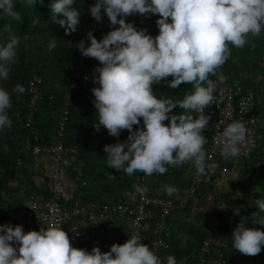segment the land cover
<instances>
[{
    "label": "clouds",
    "instance_id": "obj_1",
    "mask_svg": "<svg viewBox=\"0 0 264 264\" xmlns=\"http://www.w3.org/2000/svg\"><path fill=\"white\" fill-rule=\"evenodd\" d=\"M22 2L33 8L43 0ZM75 3L76 0H50L48 4L53 24L63 29L65 35L75 33L79 25L81 12L74 7ZM88 13L97 23L106 17L112 29L99 41L89 31L75 45L83 57L99 62L92 77L97 86L90 89L96 110L93 127L99 131L102 126L112 137H119L121 130L128 132L124 141L103 147L107 167L129 176L134 172L150 176L166 173V166L177 167L191 161L196 173L205 175L206 169L215 167L206 162L203 149L207 143L203 130L209 120L204 109L214 100V84L209 77L215 75L223 82L218 70L229 58V45L242 48L249 42V35L255 37L264 32V0H93ZM133 14H158V34L152 36L126 22L125 18ZM0 17L20 19L14 0H0ZM39 22L40 17L32 20L33 25ZM56 40L51 37L49 50L55 48ZM19 43L20 37L15 35L0 42V80L8 79L17 60ZM162 81L172 89L182 83L190 84L192 90L182 99L157 96L151 86ZM12 91L22 94L25 89L16 84ZM176 107L183 111L174 114ZM10 108V93L0 87V131L11 127ZM246 131L243 123L236 120L218 133L216 146L223 158L237 156ZM0 147L7 151V145ZM133 188L139 194L148 191L147 187L135 184ZM164 191L171 195L176 189L165 185ZM255 205L264 213V198L256 199ZM253 224L264 227V216H257ZM231 238L233 248L248 256L259 254L264 246V231L241 221L233 228ZM0 264L177 261L173 255L162 261L149 246L141 244L136 234L128 236L123 244H112L107 252H101L97 246L87 251L72 247L68 235L56 223L28 232L20 225L5 223L0 224Z\"/></svg>",
    "mask_w": 264,
    "mask_h": 264
},
{
    "label": "trees",
    "instance_id": "obj_2",
    "mask_svg": "<svg viewBox=\"0 0 264 264\" xmlns=\"http://www.w3.org/2000/svg\"><path fill=\"white\" fill-rule=\"evenodd\" d=\"M49 2L50 0H43L41 4L37 3L30 8L22 0H14L20 19L0 17V42H5L10 35L20 37L16 63L12 66L8 79L0 80V87L10 93L11 108L8 114L12 121L9 129L0 131V145H7V151L0 147V218H3L1 211H8L9 208L13 209L17 205L24 204L31 194H41L45 197L51 195L50 178L44 172L36 175V166L32 170L26 159L31 157L24 151L23 141L32 135H36L43 145L56 139L58 121L66 102L69 103V108L66 109L61 141L64 148L72 150H67L63 155L61 169L69 178L74 179L79 175V182L74 188L71 199L67 201L59 198V204L64 208L69 207L74 200H79L83 204L97 203L110 206L128 204L130 199L137 198L139 194L134 191L133 185L144 187L136 180V177L142 174L141 172H134L132 176H129L122 171L118 172L107 167L103 147L124 141L128 132L121 130L119 137H112L102 126L99 131L94 129L96 110L91 103L94 97L90 89L97 85L92 83V78L89 83H81L85 70L90 71L93 77L94 71L90 68L94 65L90 63V57H83L75 45L79 40L85 39L86 34L92 30H95L94 38L99 41L103 35L112 30L109 28L107 18L103 29H98L101 22L94 21L88 13L93 0H76L74 7L81 12L79 25L75 33L65 35L64 30L53 24L51 20ZM37 17H40V22L33 25L32 20ZM157 18L158 14H150L147 17L133 14L125 19L137 29H145L147 34L155 36L158 34L155 26ZM101 30L103 32H100ZM24 36L28 39L25 40ZM52 36L57 39L56 46L49 50L47 45ZM248 40L249 42L239 49L229 45L231 48L229 58L218 70L224 77L223 82H220L215 75L210 76L209 79L213 81L214 92L222 84L229 82L252 91L257 131L262 136L261 144L251 154L249 160L231 159L241 164V171L233 188L236 202L228 211L223 225L220 228H214L197 223L177 229L172 228L168 249L164 253L160 252L162 261L166 256L173 255L177 264H194L201 242L207 237L216 236L225 243L224 264H264V246L257 255L241 254L233 248L229 233L240 217L246 226L264 231V227L253 224L257 216H264V213H260L255 205L256 199L264 198V32L255 37L249 35ZM85 43L87 46V41ZM34 76L41 79L42 90L40 99L35 104L34 123L31 127L33 133H31L30 127H25L24 123L29 103L27 84ZM166 79L171 80V77ZM16 84L24 87L25 91L22 94L12 91ZM151 87L155 95L175 99H182L186 92L192 90L190 84L182 83L172 89L163 81ZM172 111L174 114H179L183 110L176 107ZM204 114L207 115L205 109ZM163 123L166 125L167 121ZM139 126L142 127V121ZM136 127L137 125H134L133 129L135 130ZM208 130L209 123L203 130L206 140H208ZM203 149L206 153L207 143L203 145ZM225 160V158L219 159L220 167L226 163ZM190 163L191 161H188L177 167L166 166L169 171L161 175L158 184L153 185V187L158 185L160 188L151 194L175 199L173 193L171 195L165 193L164 186L175 188L182 183V177ZM256 163H259V175L256 181H252L247 172L252 170ZM35 177L41 178V186L39 183L36 184ZM202 185L211 184L203 183ZM183 192L177 195L181 197ZM217 198L220 201L223 195ZM248 205H250L249 208H247ZM112 217L113 222L110 224L81 229L85 237V245L81 249L90 251L93 246H97L101 251L108 233H112L116 241H119L127 231L125 218L118 214Z\"/></svg>",
    "mask_w": 264,
    "mask_h": 264
},
{
    "label": "built area",
    "instance_id": "obj_3",
    "mask_svg": "<svg viewBox=\"0 0 264 264\" xmlns=\"http://www.w3.org/2000/svg\"><path fill=\"white\" fill-rule=\"evenodd\" d=\"M106 17H102L101 25L98 29H103ZM92 34L95 30L91 31ZM100 32H103L102 30ZM90 58V70L99 66ZM88 77V79H84ZM90 71L83 72L81 83L86 84L91 81ZM41 79L32 77L27 84L29 95L28 112L25 115V127H30L33 133V114L35 104L41 95ZM214 100L211 105L205 107V112L209 116V130L207 133L206 162L214 164L215 167L206 169L205 175H198L195 167L189 178V183L178 199H172L169 196L155 195L148 191L138 194L133 204H117L110 206L108 204L87 203L83 204L79 200L71 202L67 208L62 207L58 199L63 186V177L61 169V160L68 150L63 147L62 137L64 123L66 120V109L69 103L66 102L62 116L58 121L56 129V139L43 145L36 135L30 138L26 137L23 141V149L30 154L31 161L43 154L52 158L54 168L50 175L52 179L51 195L45 197L41 194H31L27 197L22 205H17L8 211H1L0 224L10 223L13 226L20 225L24 232L38 231L46 228L49 223H56L68 235L70 245L76 249H81L85 245V237L81 232L84 227L93 228L101 224H110L113 222V215L118 214L125 218V228L127 231L116 241L112 233H108L101 246V252H107L112 244H123L127 241L128 236L136 234L141 238V244L147 245L161 259L160 252L164 253L168 249V240L172 234V228L167 224V218L176 211L184 210L191 197L195 195L203 183L212 184L222 173L223 168L219 166V159L223 158L216 146L218 133L222 132L224 127L229 123L239 120L246 128V138L238 145V154L235 157H229L236 161L249 160L251 154L260 146L262 136L257 131L254 95L252 91L243 89L233 83L222 84L219 89L213 92ZM69 149L68 151H71ZM256 163L252 170L247 172L252 181L258 179L259 170ZM169 171V170H168ZM162 174L153 173L145 176L143 173L136 177V180L143 184L144 187H153L158 184ZM76 185L79 182V175L73 179ZM82 185L84 183L82 182ZM250 205L247 206L249 208ZM238 216V215H237ZM243 222L242 217L238 218L232 229L239 223ZM162 242V243H161ZM225 243L220 237L210 236L205 238L199 245L197 258L194 264H224L225 258L223 249Z\"/></svg>",
    "mask_w": 264,
    "mask_h": 264
},
{
    "label": "crops",
    "instance_id": "obj_4",
    "mask_svg": "<svg viewBox=\"0 0 264 264\" xmlns=\"http://www.w3.org/2000/svg\"><path fill=\"white\" fill-rule=\"evenodd\" d=\"M26 159L32 170H34L36 166V175H38L40 172H44L45 175H48L50 178L49 187L51 189L52 179L50 175L54 168L52 158L49 155L43 154L39 156L37 160H35L37 165H35L36 162L33 163V161L29 160L28 158ZM225 162L226 163L221 166L223 168L222 173L211 185H202L195 195L191 197L186 209L173 212L167 218V224L171 228L177 229L184 225L189 226L190 224L197 223L202 226L214 228H220L223 225L228 211L233 208L236 202V196L233 193V188L241 171L240 163L228 158L225 160ZM193 168L194 165L191 162L184 172L182 183L175 187L176 191L173 193V195H175L176 199L180 198L177 193L181 194L186 189ZM62 177L63 186L59 198L68 201L71 199L74 188H76L77 185L72 178H69L63 173ZM35 182L36 184L39 183L40 186L42 185L41 178L37 177ZM159 188L160 187L158 185L156 187H147L149 193H155ZM222 195L223 198L219 201L217 197ZM134 202L135 198L132 200L130 199L128 204H133Z\"/></svg>",
    "mask_w": 264,
    "mask_h": 264
}]
</instances>
